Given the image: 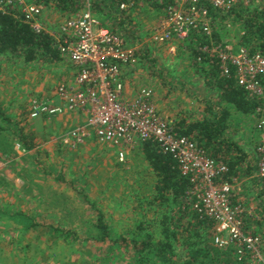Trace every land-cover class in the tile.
<instances>
[{
    "label": "rangeland",
    "instance_id": "374dc122",
    "mask_svg": "<svg viewBox=\"0 0 264 264\" xmlns=\"http://www.w3.org/2000/svg\"><path fill=\"white\" fill-rule=\"evenodd\" d=\"M136 1L137 5L142 3V0ZM154 3L155 1H143L142 4L145 8L143 7L141 12L136 11V13H141V24L144 29H152L156 26L155 15L157 21L160 18V10L153 7ZM89 8L90 12L99 21L107 23L109 18L101 10L99 13L98 11L94 12V8ZM65 13L56 9H46L45 16L48 20L58 22L68 14ZM111 13L114 14L115 12L111 11ZM150 20L154 23L146 26V23ZM236 23L233 18L224 22V28L225 30L228 29V32L221 33V36L226 43H237L238 34L242 32L240 31V25ZM110 24L108 23V27ZM134 26L135 28H133ZM129 27V34L126 33V28L124 32L127 42L125 44L126 49L144 50L147 48L144 51H149L150 58H145L148 61L146 62L139 55H136L132 60L133 62L127 66L131 70V75L127 77L126 83L128 89L133 91L135 88L145 87L153 90L155 99L161 108L159 109L161 113L172 116L176 121L184 119L189 122L202 119L204 116L202 109L204 108L197 105L196 100H194V97L191 98V95L194 96L200 90L203 91L204 81L201 79V75H197L189 66L188 60L185 58L186 52H180L182 48L179 49V46L181 45L177 44L176 51L171 54L169 45L153 44V36L151 39L149 37L151 43L148 44L149 41H147L143 42L145 44H138L140 24L137 26L134 21H131ZM116 29L119 31V28L116 27ZM1 58L0 78L3 75L4 80H0V91L2 90L0 92V110H3V113L7 115H4L5 117L13 121L11 123L17 124L18 128L22 130V134L26 136V140L28 139L29 142L31 140L34 143L36 147L34 151L36 150L39 154L32 158L43 163L42 172L41 167H38V170L32 169V173L27 168L17 171V167L20 166L13 167L14 171H11L8 159L11 148L14 144H17L20 152H23L25 148H20L22 146L19 140L16 141V139L9 140L6 137L7 144L0 142V201H12L13 197H16L18 198L17 204L20 210L18 212H21V214L28 213L27 217L17 216L18 221H16L17 219L11 220L18 226L17 229L35 228L37 222L44 223V226H42L44 229L38 227L27 233V235L19 233L16 237L11 236L8 243V239L2 237L0 245H3L9 251L7 253L9 257H5V259L14 258L18 264H125L124 262L129 261L132 256L130 249L128 251L122 250L121 253L115 252L108 256L109 259L106 262H103L108 253L106 245L93 246L95 242H82V239L86 237V233L84 234L83 231L87 232V228L93 226L96 222V209L105 214V223L109 228L111 237L114 239L122 236H125V239H131L135 236L132 233L139 235V225L141 224L144 225V228H147L150 234L156 233L153 237L162 239V235L160 238L158 235L160 232L158 224L162 221L164 212L157 207L158 202L148 206V202L151 201L152 195H154L152 189L154 175L145 163L141 151L129 154L125 163H119L113 150L106 145L96 143L93 137L80 146L63 143L64 136L71 129L83 125L82 118L62 114L32 121L29 119V108L26 105L29 98H42L43 103L46 102L54 107L62 106L61 101L56 98L55 89L59 83H68L71 79L70 64L64 60L56 64H48L41 61L25 63L23 58L16 57L11 59L8 57H5L8 59ZM10 64H12V69H10ZM7 74H9V77L5 76ZM188 82L192 84V88H190ZM11 100L17 101L16 105H19L17 109L15 108V102L13 106ZM26 106L28 109H26ZM3 125L5 128L8 127L7 122H4ZM14 130L12 128V131ZM237 132L244 134L249 139V144L252 133L248 135L244 128H239ZM230 134L235 135L232 132ZM240 140H242V137H240ZM24 157L23 154L22 158ZM56 174L60 175L62 180H56ZM24 175H26L24 179L27 178L28 181L32 182L34 188L29 186V183L26 184L22 178ZM240 176L246 180L240 181L237 195L242 199V202H245L246 207L253 211V215H256L254 211L258 201L254 197L262 190L257 192L258 189L253 182V173L251 176ZM6 183L8 184L3 186ZM42 187L44 188L45 198L49 196V200L47 204H44V207L41 204L39 205L43 193ZM26 188L29 192L28 197L23 194L26 192ZM19 195L26 198L32 196V199H30L32 202L28 201L26 203ZM185 205H187L186 201H182L178 207H174L173 213H169V218H173V221H175L174 212L178 211V208L181 211H188L190 215V210L185 208ZM42 210L46 215H49L47 218L42 219ZM71 210L75 213L69 215ZM5 211L7 212L1 213L4 218L8 219L11 216V219H13L14 212H9V209ZM64 213L66 215L65 219L62 218ZM77 213L81 219L78 218ZM73 217L77 218L73 219ZM256 217L257 219L260 218L259 215H256ZM3 222L2 219L0 224ZM64 227H66L65 230H63ZM90 230L93 231L91 228ZM178 232L179 241L176 242L183 245V241H186V239L182 235L186 234L183 231L180 233V228H178ZM141 235V240H143L145 230ZM137 240L139 243L138 238ZM211 241H213V238ZM30 244L37 246V249L32 251L30 247L23 246ZM100 247H106V249L102 252V250H99ZM182 247L176 248L177 259L180 255L185 257L187 254L185 250L182 252ZM22 250L27 251L22 252Z\"/></svg>",
    "mask_w": 264,
    "mask_h": 264
},
{
    "label": "built area",
    "instance_id": "2783aa9c",
    "mask_svg": "<svg viewBox=\"0 0 264 264\" xmlns=\"http://www.w3.org/2000/svg\"><path fill=\"white\" fill-rule=\"evenodd\" d=\"M260 3L262 0H159L161 14L152 31L153 41L170 45L172 54L177 44L195 41L199 36L207 43L202 52L222 63L223 76H228L229 67H233L237 85L250 97L264 99V56L249 53L235 42L215 41L211 14ZM46 9L31 0H0V18L10 16L33 33L48 36L71 67L69 82L59 83L55 89L62 106L34 99L29 105V119L62 114L82 118L83 125L71 129L63 143L80 146L93 135L99 144L113 150L119 163H125L129 154L139 151L145 143L156 145L188 178L191 188L186 200L201 219L213 223V245L232 248L238 263L264 264L263 240L253 227L245 229L244 220L253 212L236 197L240 182L226 179L227 165L210 158L190 137L178 134L177 121L157 108L153 90L128 89L126 68L133 62L137 49H126L124 40L102 27L89 6L84 13L58 22L46 18ZM256 130V178L264 182L263 118L257 121Z\"/></svg>",
    "mask_w": 264,
    "mask_h": 264
},
{
    "label": "trees",
    "instance_id": "16d2710c",
    "mask_svg": "<svg viewBox=\"0 0 264 264\" xmlns=\"http://www.w3.org/2000/svg\"><path fill=\"white\" fill-rule=\"evenodd\" d=\"M31 1L47 9H56L68 14L77 12L73 7V0ZM91 1L94 12H99L101 10V0ZM127 1L114 0L118 5ZM79 8L77 7L76 9ZM217 13L211 12L214 15L213 33L215 41L218 43L222 41L221 33L228 32V29L225 30L224 28V22L233 18L237 22L236 24L240 25V31L242 32L238 34L236 45L242 46L249 53H259L264 56V0L254 7L243 6L233 8L228 13ZM196 37L198 40L196 44L192 40L180 44L179 49L182 48L180 52H186L185 58L188 60L189 66L197 75H201L200 77L203 78L208 86L216 90V94L219 96V105H223L224 108H222L223 106L218 108L220 113L215 115V119L213 117L212 121H208V118L205 117L194 122L181 119L176 122L175 127L179 135L193 139L206 151L210 158L220 160L227 165L228 174L226 179L231 177L241 181L239 179L240 175L251 176L252 173L255 174L253 171L256 169L257 160L249 155L238 142L231 139L230 136L228 137L227 134H229V129L236 122V127L246 128L251 131L255 147L258 135L256 136V125L254 127L253 123L261 118L264 119V99L250 97L247 91L237 85L233 67H229L230 74L228 76H223L222 63L215 59H209L202 52L203 46L207 43L199 36ZM144 50L135 51V57L139 55L144 60L145 58L149 59V51ZM0 56H19L24 59L25 63L41 61L48 64H56L63 61L48 36L33 33L24 24L15 21L10 16L0 18ZM126 72L129 73L131 70L126 69ZM261 81L262 79H260ZM262 85L264 87V79ZM214 109L215 107L211 108L209 114H213ZM0 120V142L7 144L6 137L12 140L14 133H16L23 148L32 149L35 147L31 140L30 142L28 139L26 140V136L22 134V130L18 128L17 124L11 123L1 111ZM4 122H7V128L4 127ZM241 125H245V127ZM12 128L15 130L12 131ZM254 130L256 131L255 134ZM237 134L240 137L245 136L238 132ZM139 151H141L145 163L154 175L152 188L154 195H152L151 201L148 202V206L158 202L157 207L164 212L163 219L158 224V227H160L159 238L161 235L163 238L156 239L153 237L156 233L150 234L147 228H144V225L141 224L139 225V235L132 233L135 236L131 239H125V236L114 239L111 237L112 235L105 223V214L96 209V222L93 226L87 228L86 237L82 239V242H95L93 246L98 244L106 245L108 253L106 254L107 256L105 255L106 258L103 259V262H106L109 259L108 256L115 252L121 253L122 250L128 251L130 249L132 256L130 260L128 259L129 261L124 262L125 264H244L238 263L234 259L232 248L224 250L213 245L211 241L213 223L201 219L189 207L186 195L191 188V184L188 178L181 175L176 162L169 155L161 153L156 145L151 143L143 144ZM55 178L58 181L62 180L58 174L55 175ZM254 183L258 189L257 192H259V189L262 190L254 197L258 201L254 214L259 215L260 218L257 219L256 215L245 218V229L253 227L254 233L259 235L264 243V182L255 178ZM236 197L238 198L239 196ZM85 198L87 199L88 197L86 196ZM235 198L233 203H236L237 199ZM182 201H186L187 205H185V208L190 210V215L188 211H181L178 208V211L174 212L175 221H173V218H169V213H173L174 207H178ZM178 228L181 229L180 233L183 231L186 234L182 235L186 239V241H183V245L176 242L179 241ZM144 230V239L141 240V233ZM137 238L140 241L139 243ZM181 246H183L182 252L185 250L187 254L185 257L180 255L179 259H177L176 248ZM105 249L106 247L99 248L102 252Z\"/></svg>",
    "mask_w": 264,
    "mask_h": 264
},
{
    "label": "crops",
    "instance_id": "0c3cea01",
    "mask_svg": "<svg viewBox=\"0 0 264 264\" xmlns=\"http://www.w3.org/2000/svg\"><path fill=\"white\" fill-rule=\"evenodd\" d=\"M79 1V2H78ZM84 1V2H83ZM73 0V3H74V9L75 10H77V12H74L73 14H67V15H65L63 18H65V17H70V16H75V15H77V14H82V13H84V11L86 10V8L89 6V7H91L92 8V6H91V3H92V1L91 0H88V1H86V0ZM143 1H145V2H149V1H155V3H154V5H153V7H156V8H158V9H160V5H159V0H142V3H143ZM78 3V4H77ZM100 3H101V7H100V9H101V11L105 14V16H107V18H109V20L107 19V23H105V21H100V23L102 24V27H104L105 29H107L108 31H110V32H112V33H114V34H116V35H118V37H120V38H122L123 40H124V42L125 43H127L126 42V35H125V28L127 29L126 30V33L127 34H129V32H128V27H129V25H130V23H131V21H134V24L135 25H137V26H139V24H140V35H139V37H140V40H137V43L138 44H141V43H143V42H147V41H149V37H150V39H151V37H152V35H153V33H152V31H153V29H154V27L152 28V29H148V28H146V29H144V26H142V21H141V13H136V11H139V12H141L143 9V4L141 3V4H138L137 5V1L136 0H128L127 2H125V3H119V5L117 4V3H115L114 2V0H101L100 1ZM120 5H124V6H126V8L125 9H121L120 8ZM138 6V7H137ZM77 7H80L79 9H76ZM140 8V9H139ZM145 8V7H144ZM115 10V11H114ZM111 11L112 12H115L114 14L113 13H111ZM60 12H63V11H60ZM63 13H65V12H63ZM66 14V13H65ZM116 14V15H115ZM159 15H160V12H159ZM115 16V17H114ZM155 18V21L157 22V20H156V15L154 16ZM135 21H137V22H135ZM152 20H150V21H148L147 23H146V26L147 25H152L153 23H154V21H152ZM108 23H111L110 24V26L108 27ZM114 26V27H113ZM111 27H113V28H111ZM116 27L117 28H119V31H117V29H116ZM130 28V27H129ZM133 28H135V26L133 27ZM153 41V40H152ZM193 41V40H192ZM223 41V40H222ZM227 41V40H226ZM198 42V40H197V37L195 38V44ZM148 44L149 43H151V41H149V42H147ZM153 44L154 43H159V42H157L156 40H155V42L153 41L152 42ZM129 44V43H128ZM143 44H145V43H143ZM161 45H163V44H161ZM170 46V45H169ZM173 55H175V54H173ZM2 56H0V59H2L1 58ZM4 58L6 57V56H3ZM9 59H11L12 57L14 58V57H16V58H22V57H17V56H7ZM8 58H5V59H8ZM32 63V62H31ZM10 69H12L13 67H12V64H10ZM128 69V68H127ZM129 75H131V72H129V73H127V76L129 77ZM2 76V78H0V80L1 79H3L4 80V77H3V75H1ZM6 77H9V74H7V75H5ZM10 79V78H9ZM202 80H203V78H201ZM204 81V80H203ZM188 84L190 85V88H192V84L191 83H189L188 82ZM10 90H12V91H14L15 89H10ZM0 92H2V90L0 91ZM215 93V94H214ZM217 92H216V90H213L210 86H208L206 83H205V81H204V85H203V91H199V93H197L196 95H191V98H193L194 97V100H196V102H197V105H200V106H202L204 109H202V111H203V118L205 117V118H208V121H212V119H213V117H214V119H215V115H217V114H219L220 113V109H218V108H220L221 106H223V105H219V96L216 94ZM199 94V95H198ZM205 97H208V98H205ZM156 97L154 96V102H155V104H156V106H157V108L158 109H161L160 107H159V103L156 101V99H155ZM190 98V97H189ZM35 98H29L28 99V104H26V105H28V108H29V105H30V102L31 101H33ZM37 99H42V98H37ZM13 103H12V105L14 106V102H15V108L17 109L18 107H19V105H16V103H17V101H13V100H11ZM0 104H1V101H0ZM219 106V107H218ZM215 107V109H214V111H213V114H209V111H210V109L211 108H214ZM27 108V106H26V109H28ZM222 108H224V106L222 107ZM2 113L4 112L3 110H0ZM5 115V114H4ZM5 116H7V115H5ZM170 116V115H169ZM202 118V119H203ZM9 119V118H8ZM10 120V119H9ZM235 120V119H234ZM11 122H13L12 120H10ZM178 121V120H177ZM258 121V120H257ZM257 121H255L254 123H253V125H254V127H255V125H256V123H257ZM190 122H194V121H190ZM235 122V121H234ZM236 125V122L231 126V128L229 129V134H227V136L229 137L230 135H232V134H230V132H232V133H235V135H232V136H230V138L231 139H233L234 141H236V142H238L240 145H241V147L246 151V152H248V154L249 155H251L254 159L256 158L255 157V154H254V139H253V135H252V137H251V140H250V142H249V144H248V138L246 137V136H242V140H240V135H238L237 134V131H238V127H236L235 126ZM242 127H245V125H241ZM245 129V131L247 132V134L248 135H251V131L250 130H248V129H246V128H244ZM255 130H254V134H255ZM258 134H257V132H256V136H257ZM17 134L16 133H14V136H13V140H15L16 139V141L19 139V136H17ZM91 137H93V140H94V136L93 135H90ZM90 137V138H91ZM65 138V137H64ZM87 140H91V139H87ZM86 140V141H87ZM64 141V140H63ZM96 141V140H95ZM96 143H98L97 141H96ZM253 143V144H252ZM252 144V145H251ZM23 148V147H22ZM36 147H34V148H32V149H26L25 148V150L23 151V152H20V150L18 149V147H17V144H14V146L11 148V151H10V154L8 155V159H9V161H10V169H11V171L13 170L12 168L13 167H17V166H20V167H17V171H20V170H22L23 168H27V170L28 171H30L31 173L33 172V170L32 169H37L38 170V167H41V172H42V170H43V167H42V162L40 161V160H34V158H32V157H36V156H38V152L35 150L34 151V149H35ZM45 150V149H44ZM33 151H34V153H33ZM24 154V158H22V155ZM52 155V154H51ZM36 162H38V163H36ZM4 168H6V166H4ZM3 168V169H4ZM3 169H1V170H3ZM9 170V169H8ZM14 171V170H13ZM253 172H255V174H253V182H254V180H255V178H256V169H255V171H253ZM30 173V174H31ZM26 175H27V173H25ZM16 175V174H15ZM26 175H24V176H22V178H23V180L26 182V184L27 183H29V186H31L32 188H34V186H33V184H32V182H30V181H28V179L26 178V180L24 179V177L26 176ZM30 176V175H29ZM26 177H28V175L26 176ZM240 180H246V179H243V177H240L239 178ZM240 182V181H239ZM142 183V182H141ZM144 183H145V181H144ZM8 183H6V184H3V186H5V185H7ZM42 184V183H41ZM137 184H139V182H137ZM144 186V185H143ZM43 188V187H42ZM259 191H260V189H259ZM28 188H26V192H24L23 194L24 195H26L27 197H28ZM153 194H154V191H153ZM14 196V195H13ZM19 197L20 198H23L22 200H24L26 203L28 202V201H31L30 199H32V196L31 197H29V198H26V197H23L22 195H19ZM36 198V197H35ZM49 200V196L47 197V198H45V194H44V188H43V193H42V195H41V199H40V201H39V205L41 204L42 205V207H44V204H47V201ZM68 201V200H67ZM17 202H18V198H16V197H13V200L12 201H0V221L3 219L4 220V222L2 223V224H0V244H1V239H2V237H5V238H7L8 240H7V243L9 242V237H16V235L17 234H19V233H24L23 235H27V233H29V232H32L33 231V229H37L38 227H40V228H43L42 226H44V223H40V222H37V225L35 226V228H33V227H26V228H24V229H17L18 228V226H16L11 220H14V219H17L16 221H18V218H17V216H19V217H27L28 216V213H22L21 214V212H18V211H20L19 210V207H18V204H17ZM32 202V201H31ZM26 203H24L25 205H26ZM245 203V202H244ZM38 205V203L36 204V206ZM6 209H9L10 211L9 212H14L13 214V219H11V216H9L10 218H4V215L3 214H1V213H6L7 211H5ZM69 210H70V208H69ZM253 212V211H252ZM75 212L74 211H72L71 210V212L69 213V215H71V214H74ZM67 214V213H66ZM78 214V213H77ZM49 215H46L44 212H43V210L41 211V217H42V219H44V217L45 218H47ZM62 218H66V215H65V213H64V215H63V217ZM77 217H73V219H76ZM78 218L79 219H81V217H80V215L78 214ZM68 219H70V217H68ZM65 223V222H64ZM44 229V228H43ZM66 229V227H64V229L63 230H65ZM84 232V234L86 233V231H83ZM127 233H129V232H127ZM83 235V234H82ZM108 243V242H107ZM28 244V243H27ZM23 246H28V248L30 247V249L32 250V251H35V249H37V246H34V245H23ZM27 250H22V252H26ZM9 251L7 250V249H5L4 247H3V245H0V264H18V262L14 259V258H12V259H10V260H6L5 259V257H9V254H7ZM25 255V253L23 254V256ZM22 256V257H23Z\"/></svg>",
    "mask_w": 264,
    "mask_h": 264
}]
</instances>
